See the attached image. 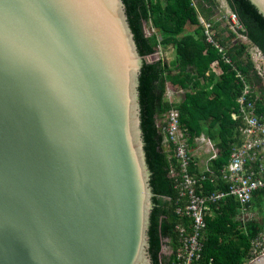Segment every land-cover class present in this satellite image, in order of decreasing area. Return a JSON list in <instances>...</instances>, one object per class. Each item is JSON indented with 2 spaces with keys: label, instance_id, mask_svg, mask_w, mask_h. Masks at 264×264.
<instances>
[{
  "label": "water",
  "instance_id": "obj_1",
  "mask_svg": "<svg viewBox=\"0 0 264 264\" xmlns=\"http://www.w3.org/2000/svg\"><path fill=\"white\" fill-rule=\"evenodd\" d=\"M147 58L123 0H0V264H153Z\"/></svg>",
  "mask_w": 264,
  "mask_h": 264
},
{
  "label": "trees",
  "instance_id": "obj_2",
  "mask_svg": "<svg viewBox=\"0 0 264 264\" xmlns=\"http://www.w3.org/2000/svg\"><path fill=\"white\" fill-rule=\"evenodd\" d=\"M123 1L142 57L154 55L161 47H172L175 52V59L171 62L164 59L145 62L139 86L142 130L155 205L149 230L150 253L153 264H160L162 240L169 238L174 246L177 241L176 225L182 223L188 226L189 220L176 213L184 204L178 201L174 179L169 176L175 160L172 156L169 158V153L163 149L164 136L157 126V119L171 108L177 109L181 125L190 134V149L194 148L195 139L203 135L214 145L217 157L211 161L210 168L218 175L228 165L233 146L240 144V123L231 118L242 86L237 73L253 87L257 86L256 114L263 120L264 86L245 53L246 45L236 43L229 47L230 36L223 37L224 30L219 29V23L207 19L214 13L216 5L213 0ZM226 2L230 10L237 14L249 43L256 45L264 55L263 17L248 0ZM198 10L204 12L207 21L218 32L220 44L228 47L226 55L231 64L222 62L217 49L206 43ZM148 23L154 29L151 33L144 28ZM188 25L195 26V29L187 32ZM216 61L222 71L219 77L212 70ZM168 84L184 92L179 103L172 105L166 100ZM194 163L191 165L193 173ZM204 188L206 192L226 190L222 183L214 186L209 180L204 182ZM263 198L264 190L255 193L249 206ZM238 206L232 198H227L216 208L213 216L206 218L201 264H208L210 260L212 264L249 262L251 241L264 230V224L250 220L242 227L235 220Z\"/></svg>",
  "mask_w": 264,
  "mask_h": 264
},
{
  "label": "built area",
  "instance_id": "obj_3",
  "mask_svg": "<svg viewBox=\"0 0 264 264\" xmlns=\"http://www.w3.org/2000/svg\"><path fill=\"white\" fill-rule=\"evenodd\" d=\"M199 22L206 43L217 49L222 62L231 64V60L226 55L228 47L220 44L218 32L212 23L203 19H199ZM218 23L227 28L230 36L229 47L236 43L246 45L245 53L264 86V55L256 45L249 43L237 14L228 10ZM158 55L160 57L156 60L162 59L160 51ZM213 64L217 65V63ZM237 78L242 86L236 100V110L231 113V118L240 123L238 128L240 144L233 146L228 165L221 171L222 181L227 186L226 190L206 192L203 186V182L207 180L206 176L196 175L190 170L194 162L189 143L190 134L181 125L178 110L171 108L163 115V143L169 146L172 158L175 160V164L170 167L169 176L174 179L178 201H184V205L179 207L176 213L182 218H187L189 225L182 223L176 225L178 240L174 246L168 244L167 250H164L163 245L161 246L160 264H201L206 218L213 216L216 208H219L220 203L227 198L237 200L245 210L249 207L255 193L264 190V120L256 114L259 91L257 86L253 87L247 83L239 73ZM180 97L181 99L184 97L182 90L167 87L165 98L170 104L179 103L174 99H180ZM198 139L211 146L210 140H205L203 136L195 140ZM213 148L210 149L213 150ZM216 155L214 152L211 159H215ZM248 255L249 262L264 255V232L251 241ZM208 264H212V260Z\"/></svg>",
  "mask_w": 264,
  "mask_h": 264
},
{
  "label": "crops",
  "instance_id": "obj_4",
  "mask_svg": "<svg viewBox=\"0 0 264 264\" xmlns=\"http://www.w3.org/2000/svg\"><path fill=\"white\" fill-rule=\"evenodd\" d=\"M219 29H221V30H224L223 32H224V34L226 35L228 32H227V28L223 25V24H221V23H219ZM168 49H169V47H167ZM166 48V49H167ZM162 50H165L164 49V47H161V48H159V51L162 53ZM158 51V52H159ZM162 59H164L163 57H162ZM175 59V58H174ZM165 60V59H164ZM172 61V60H171ZM214 63H217V65L215 64H212V70H213V72L216 74V76H220L221 74H222V71H221V69L219 68V65H218V62L216 61V62H214ZM179 102V101H178ZM174 105V104H173ZM162 119H163V117H159L158 119H157V126L160 128V129H162V126H163V124H162ZM162 131V130H161ZM201 137V136H200ZM200 137H198V138H200ZM203 138L205 139V140H208V138H206L204 135H203ZM163 141H164V139H163ZM190 143V142H189ZM194 148L193 149H191V153H192V155H193V159H194V174H196V175H205L206 176V178H207V180H209L210 181V183H212L214 186H217L218 185V182H220V183H222L224 186H226V184L222 181V173H221V171L226 167H224L220 172H219V174L218 175H216L212 170H211V168H210V163H211V161L213 160V159H211V156L214 154V152H216V149L215 148H213V150L212 149H210L211 147H214V145L211 143V146L208 144V143H206L205 141H203V140H201V139H198L197 141L195 140L194 141ZM163 149L165 150V152L166 153H169V158L172 156V152L170 151V149H169V146H167L166 144H165V142L163 143ZM204 149V150H203ZM200 150H203L204 152H205V154H206V152L208 153L207 155H208V157L206 156V157H204L203 155H202V153H200L199 151ZM217 154V153H216ZM191 168H192V166H191ZM191 168H190V170H191ZM192 172V171H191ZM193 173V172H192ZM206 180V181H207ZM218 181V182H217ZM205 182V181H204ZM204 182H203V186H204ZM226 188H227V186H226ZM222 191H224V190H222ZM233 199V198H232ZM253 199H254V197H253ZM252 199V200H253ZM264 199V198H263ZM235 202H237V204L239 205L238 206V210H237V214H236V217H235V220L236 221H238L241 225H242V227H243V225H245V223L247 222V221H250V220H253V219H250V220H246V221H244L242 218H243V216L245 215V214H247L248 212H249V210H250V208L251 207H253L255 204L253 203L252 204V206H249L248 208H246L245 210H243L242 209V206L240 205V203L237 201V200H235V199H233ZM182 203L184 204V201H182ZM223 203V202H222ZM264 224V220L261 222V225H263ZM242 227H240L239 228V230H243V228ZM264 232V230H262V232L260 233V234H262ZM259 234V235H260ZM258 235V236H259ZM257 236V237H258ZM177 240H178V234H177ZM177 242V241H176ZM165 243H167V244H172V242H171V240L169 239V238H165V239H163L162 240V245H164Z\"/></svg>",
  "mask_w": 264,
  "mask_h": 264
},
{
  "label": "rangeland",
  "instance_id": "obj_5",
  "mask_svg": "<svg viewBox=\"0 0 264 264\" xmlns=\"http://www.w3.org/2000/svg\"><path fill=\"white\" fill-rule=\"evenodd\" d=\"M163 1V0H162ZM215 2V8H214V13L211 14L209 16V18L207 19H211L212 21H216V22H219L220 18L223 16V14L225 12H227L228 10H230L226 0H213ZM199 12V19H203V20H207L206 19V16L204 14L203 11L201 10H198ZM144 28H145V31L146 32H153L154 29L152 28L151 26V23H148V24H145L144 25ZM195 29V26H192V25H188L186 27V31L187 32H192L193 30ZM222 31V30H221ZM225 34L223 33V37L225 36H229L228 33L224 36ZM159 53V52H158ZM158 53L148 57V61L149 62H153L155 61L156 59H158L160 56L158 55ZM162 57L165 59V61L167 62H171V60L173 61L174 58H175V52L173 50L172 47H169V49H165V50H162ZM167 87H169L170 89H173V90H176L175 87L171 88L170 85L168 84ZM166 87V89H167ZM170 92L172 90H169ZM172 95V94H171ZM174 95V94H173ZM182 97V96H181ZM174 99L176 101H181L182 99ZM162 123H164L163 119H162ZM204 150V149H203ZM203 150H200L199 152L202 153V155L204 157H208V153L203 151ZM244 221L246 220H250V219H253V220H256L258 222H262L264 220V199H262V201H255V205L253 207L250 208L249 212L247 214H245L242 218ZM163 248L164 250H167L168 249V244L165 243L163 245ZM248 264V263H247Z\"/></svg>",
  "mask_w": 264,
  "mask_h": 264
},
{
  "label": "clouds",
  "instance_id": "obj_6",
  "mask_svg": "<svg viewBox=\"0 0 264 264\" xmlns=\"http://www.w3.org/2000/svg\"><path fill=\"white\" fill-rule=\"evenodd\" d=\"M156 53H157V52H156ZM156 53H155V54H156Z\"/></svg>",
  "mask_w": 264,
  "mask_h": 264
}]
</instances>
